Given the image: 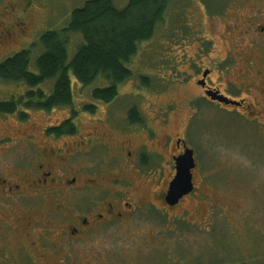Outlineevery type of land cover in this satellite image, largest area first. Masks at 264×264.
I'll use <instances>...</instances> for the list:
<instances>
[{
	"label": "flooded vegetation",
	"instance_id": "af4514ba",
	"mask_svg": "<svg viewBox=\"0 0 264 264\" xmlns=\"http://www.w3.org/2000/svg\"><path fill=\"white\" fill-rule=\"evenodd\" d=\"M3 1L0 60L14 53L12 43L28 24L23 8ZM196 1L208 26L201 16L191 22L196 37L184 46L185 68L166 81L186 89L181 99L167 95L168 89H120L130 98L118 115L110 109L117 89L104 102L105 117L79 129L77 117L91 102L64 105L67 114L52 120L44 114L29 117L31 109L42 108L26 103L27 89L0 95V102L17 101L14 111L0 112L6 117L0 119L5 120L0 127V264H61L66 248L90 232L125 222L142 207L177 206L203 177V162L200 167L188 134L207 108L230 115L236 136L252 135L264 145V0H222L218 7ZM7 13L14 19L10 28ZM146 94L154 97L147 102ZM181 107L186 109L179 113ZM175 111L180 114L176 123ZM206 128L195 143L205 141L200 136ZM186 148L194 158L192 189L169 204L164 197L176 173L175 158ZM194 196L203 205H229L226 209L235 212L236 203L211 190L201 188Z\"/></svg>",
	"mask_w": 264,
	"mask_h": 264
},
{
	"label": "rangeland",
	"instance_id": "374dc122",
	"mask_svg": "<svg viewBox=\"0 0 264 264\" xmlns=\"http://www.w3.org/2000/svg\"><path fill=\"white\" fill-rule=\"evenodd\" d=\"M84 1L9 0L19 10L23 8L27 17V29L23 34L16 35L12 45L16 50L32 45V70L35 69V58L42 51L39 35L46 29H58L65 25L72 8ZM206 1L218 7L222 0ZM112 2L116 8H122L127 0ZM3 5L4 1L0 0V12ZM200 16L207 27L196 0H171L164 20L157 26L154 35L138 44L137 52L127 63L132 76L118 83L117 95L110 103H113L111 111L120 115L121 106L130 98L129 95H122L121 91L156 89L164 93V89H168L166 94L177 99L187 95L186 89L177 85L172 87L171 82L168 84L166 81L170 80L171 73L185 68L184 46L196 37V27L191 22H197L194 20ZM8 17L10 15L7 13L6 24L10 28L14 19ZM69 39L68 60L81 41L75 33H70ZM192 51L187 49L190 54H193ZM140 74L150 76L148 88L140 85ZM70 78L73 106L78 108V102H91L96 106L93 112L83 111L81 114V111L77 117L79 129L87 128L91 119L100 121L106 115L104 102L91 96L92 87L105 83V79L99 77L88 85H82L72 73ZM25 88L23 83L0 79L1 96L7 90ZM146 97L148 102L154 94H146ZM214 107L205 109V117L195 122L188 134V140L199 156V166L203 162V168L199 171L203 177L198 188H194L189 196L170 210L149 205L137 210L125 222H115L90 232L85 240L75 241L66 248L61 264H264V145L252 135L246 138L243 134L236 136L237 132L229 128L232 125L231 116ZM185 109L181 107L179 113ZM29 113V117L44 114L57 120L67 114V107L31 109ZM175 113L172 119L174 123L180 115L177 111ZM8 118L12 119V116ZM4 121L0 120V127L5 124ZM11 123V120L7 121L6 126ZM205 126V136H200L205 141H200L199 145L194 141L195 136L202 133ZM201 188L217 193L227 202L236 203L235 212L226 209L229 205L214 207L200 203L194 195ZM177 216L179 218H174Z\"/></svg>",
	"mask_w": 264,
	"mask_h": 264
},
{
	"label": "trees",
	"instance_id": "16d2710c",
	"mask_svg": "<svg viewBox=\"0 0 264 264\" xmlns=\"http://www.w3.org/2000/svg\"><path fill=\"white\" fill-rule=\"evenodd\" d=\"M171 0H127L116 8L112 0H85L72 8L65 25L46 29L39 35L42 51L30 68L31 47L20 48L0 60V79L26 85V103L49 110L72 102L70 73L82 85L99 77L105 83L91 89V96L103 102L116 94L117 85L132 76L127 63L137 52L138 44L150 39L167 13ZM70 33L80 40L67 59ZM139 83L149 84L142 74ZM107 81V82H106ZM15 100L0 102V112L16 109ZM94 104L84 109L93 112Z\"/></svg>",
	"mask_w": 264,
	"mask_h": 264
},
{
	"label": "water",
	"instance_id": "95a60500",
	"mask_svg": "<svg viewBox=\"0 0 264 264\" xmlns=\"http://www.w3.org/2000/svg\"><path fill=\"white\" fill-rule=\"evenodd\" d=\"M176 173L170 181L165 201L169 204L177 202L183 194L192 189L191 168L194 166L192 149L186 148L185 151L175 158Z\"/></svg>",
	"mask_w": 264,
	"mask_h": 264
}]
</instances>
